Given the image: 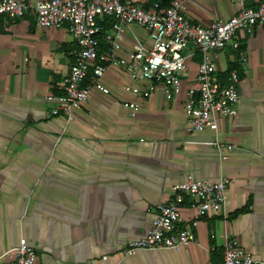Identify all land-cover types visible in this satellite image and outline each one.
Instances as JSON below:
<instances>
[{
	"label": "crops",
	"instance_id": "obj_1",
	"mask_svg": "<svg viewBox=\"0 0 264 264\" xmlns=\"http://www.w3.org/2000/svg\"><path fill=\"white\" fill-rule=\"evenodd\" d=\"M181 1L201 24L228 19L238 10L236 0ZM102 25L98 38L105 50L112 21ZM236 39L237 50L228 45L214 52L222 83L231 63L240 69L239 114L218 121L221 140L236 147L221 159L211 131L188 129L184 103L202 59L193 43L185 50L180 91L171 99L157 90L140 99L131 116L124 105L136 99L124 88L130 76L111 64L104 75L111 92L92 91L69 120L51 113L48 95L62 92L74 60L73 34L66 26H37L33 10L20 18L2 15L0 264H14L22 240L35 249V264H220L227 237L264 256V26L252 33L239 30ZM120 43L118 53L126 55L139 43L152 42L148 30L133 23ZM190 175L208 180L227 175L223 208L199 215L186 202L182 212L195 242L178 251L127 254L126 242L148 232L158 204Z\"/></svg>",
	"mask_w": 264,
	"mask_h": 264
},
{
	"label": "built area",
	"instance_id": "obj_2",
	"mask_svg": "<svg viewBox=\"0 0 264 264\" xmlns=\"http://www.w3.org/2000/svg\"><path fill=\"white\" fill-rule=\"evenodd\" d=\"M238 10L228 19H214L208 24L194 22L186 13L181 0H171L162 5L160 1L149 4L135 0H0V17L25 16L33 10L39 27L66 26L76 42L74 60L62 81L60 94L50 93L53 102L51 113L64 114L69 120L74 112L86 104L92 91L109 94L111 89L104 82L108 65L123 66L131 81L124 85L136 99L125 101L131 116L140 109L139 100L161 90L165 99H171L180 91L182 75L187 69L185 53L190 43L199 48L202 59L198 75L187 91L184 111L188 129L211 131L212 144L221 159H228L235 143L221 140L218 135L219 118L236 117L239 114V74L229 72L222 83L217 75L214 52L231 45L240 46L236 33L244 30L252 33L256 26H264V0L249 4L236 0ZM112 21L105 38L108 46L100 48L99 33L105 19ZM145 27L149 32L151 46H139L126 55H119L120 37L131 24ZM226 149V152H224ZM230 183L227 175L217 180L195 179L191 175L172 187V194L158 204L153 225L148 232L126 242V253L139 249H171L178 251L196 241L195 234L185 219L182 208L186 202L199 215L219 212L226 201V189ZM14 264H35L36 251L26 241L14 249ZM220 264H264V256L256 257L235 238L224 241Z\"/></svg>",
	"mask_w": 264,
	"mask_h": 264
},
{
	"label": "trees",
	"instance_id": "obj_3",
	"mask_svg": "<svg viewBox=\"0 0 264 264\" xmlns=\"http://www.w3.org/2000/svg\"><path fill=\"white\" fill-rule=\"evenodd\" d=\"M154 1H160L162 5H166V4H169L170 2L167 1V0H151L150 3L154 2ZM232 69H237L238 71H240L239 69V65L236 63V62H233L230 64L226 74H223V77L222 79H224L225 75H228L229 72L232 70ZM223 82V81H222Z\"/></svg>",
	"mask_w": 264,
	"mask_h": 264
}]
</instances>
